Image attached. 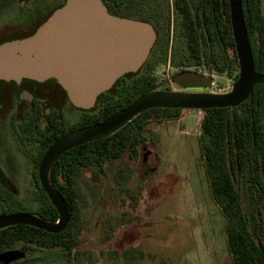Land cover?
<instances>
[{"label":"trees","instance_id":"1","mask_svg":"<svg viewBox=\"0 0 264 264\" xmlns=\"http://www.w3.org/2000/svg\"><path fill=\"white\" fill-rule=\"evenodd\" d=\"M103 1L114 16L148 23L143 14L135 13L133 3L136 0ZM166 1L167 9L163 12L167 13L168 25L158 37L148 60L137 73L125 75L97 99L95 107L87 111L84 128L106 122L148 92L172 91L170 86H164L156 73L159 67L167 63L176 69L173 80L176 75L191 72L192 69H202L217 77L226 76L234 83L239 79L240 64L232 33L229 0H173L176 14L173 34L169 25L170 0ZM245 20L255 70L264 75V30L258 31L264 21L257 23L252 18V23L246 13ZM251 23L256 27L254 31L251 30ZM258 32L261 36L256 35ZM11 37L8 36L5 43L0 41V49L26 39ZM173 43L175 47L171 54ZM183 111L149 110L113 136L65 153L63 158L69 161H82L79 165L55 166L57 173H70L68 181L55 183L70 210L69 225L59 234L27 225L1 230L0 254L20 242L28 241L40 248L60 252L62 259L68 262L82 263L83 254L78 248L83 236V205L78 173L83 168H101L106 175L109 164L126 158L143 162V174L147 175L153 166L152 159L157 156L151 155L150 145L155 144L156 140L148 143L146 135L150 122L177 121ZM201 112L204 113L199 136L201 159L211 199L225 220L230 264H264V86L256 85L248 100L236 108H215ZM43 195L45 206L36 210L35 215L49 222H57L58 211L48 196ZM7 202L4 209L7 215L20 212V206L31 205H21L15 198Z\"/></svg>","mask_w":264,"mask_h":264},{"label":"rangeland","instance_id":"2","mask_svg":"<svg viewBox=\"0 0 264 264\" xmlns=\"http://www.w3.org/2000/svg\"><path fill=\"white\" fill-rule=\"evenodd\" d=\"M63 1L32 0L22 13L19 0H0V35L32 28ZM164 2L137 0L135 13H152L162 29L166 19L159 7ZM175 72L171 63L156 71L164 86L181 91L172 79ZM214 82L209 92L218 94L230 92L234 84L226 76H214ZM203 118L201 111L184 110L177 121L150 122L146 135L148 143L156 140L151 155L159 158L152 175L143 174V162L126 158L109 164L98 178L88 172L79 183L82 263L68 262L58 251L49 255L50 263L230 264L225 220L211 199L201 159ZM14 178L19 186L21 177Z\"/></svg>","mask_w":264,"mask_h":264},{"label":"water","instance_id":"3","mask_svg":"<svg viewBox=\"0 0 264 264\" xmlns=\"http://www.w3.org/2000/svg\"><path fill=\"white\" fill-rule=\"evenodd\" d=\"M239 79L225 94L209 92L214 79L197 72L176 75L174 83L185 91L156 90L139 97L128 108L101 124L83 128L54 144L40 166L41 184L59 213L57 223L29 213L0 216V231L18 225L48 233H62L70 223L69 207L51 185L49 174L55 162L77 147L105 140L135 118L153 109L205 111L236 108L250 97L264 75L256 72L242 0H229ZM157 41L155 29L146 22L114 16L103 0H65V4L29 38L9 44L0 52V84L23 81H57L72 105L90 111L97 99L119 79L137 73L148 60ZM154 162L149 175L157 169ZM5 255L6 263L18 257Z\"/></svg>","mask_w":264,"mask_h":264},{"label":"flooded vegetation","instance_id":"4","mask_svg":"<svg viewBox=\"0 0 264 264\" xmlns=\"http://www.w3.org/2000/svg\"><path fill=\"white\" fill-rule=\"evenodd\" d=\"M30 1L32 0L20 1L19 4L23 8L22 13ZM164 1V4L159 7L161 10L167 9V1ZM63 4H65V0ZM63 4L43 17L39 23L30 29L19 27L1 34L0 41H4L5 43L8 40V36L26 39L31 37L51 17V14L61 8ZM170 6L171 20L169 21V25L173 34V29L176 26L173 0H170ZM242 6L244 18L246 13V15H249V20L252 23V18H255L257 23L264 21V0H242ZM136 8V2H134L133 9ZM22 13L21 16L23 15ZM160 14H163V11ZM164 14L166 23L162 29L159 28V20L152 13L144 16L155 29L157 39L168 25L167 13L164 12ZM251 14L252 16H250ZM252 23L251 30L254 31L256 27ZM262 29L264 30V25L258 31H262ZM256 35L261 36V33L258 32ZM2 50L0 49V52ZM191 72H197V70L192 69ZM56 82L38 83L23 81L20 84H0V216L7 215L4 212L8 203L7 200L11 198L17 199L21 205L31 203V205L26 207L20 206V212L18 213L35 215L36 210L45 206L44 203L46 201L44 200L43 193L46 196L47 194L40 180V166L45 154L59 140L83 129V125L87 123V111L74 107L65 90ZM180 90L185 91L183 89ZM63 155L55 162L49 174L51 185L58 193L59 191L55 183L68 181L70 173L67 171L57 173L55 166L82 164V161H69L63 158ZM158 161V156L152 159L153 164ZM88 172L96 178L104 175L101 168L90 170L83 168L77 176L79 188V183H81ZM18 176L21 177V180L19 179V186L14 183L16 179L14 177ZM54 251V249L40 248L38 245L28 241L20 242L14 248L0 254V264H51V260L48 257ZM12 253H18L15 255L18 259L6 263L8 258H5V255ZM59 256L62 258L61 253Z\"/></svg>","mask_w":264,"mask_h":264},{"label":"built area","instance_id":"5","mask_svg":"<svg viewBox=\"0 0 264 264\" xmlns=\"http://www.w3.org/2000/svg\"><path fill=\"white\" fill-rule=\"evenodd\" d=\"M197 72L200 74V75H203V76H209V77H212L214 79V75H210L208 74L206 71L202 70V69H199L197 70ZM212 87H215V82L213 81V86Z\"/></svg>","mask_w":264,"mask_h":264}]
</instances>
